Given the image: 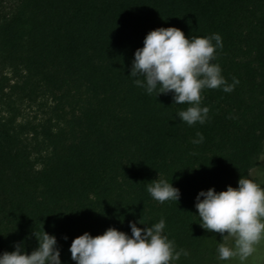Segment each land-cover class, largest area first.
Here are the masks:
<instances>
[{
    "label": "trees",
    "instance_id": "obj_1",
    "mask_svg": "<svg viewBox=\"0 0 264 264\" xmlns=\"http://www.w3.org/2000/svg\"><path fill=\"white\" fill-rule=\"evenodd\" d=\"M160 26L221 36L213 62L238 83L201 90L203 124L128 75ZM263 145L264 0H0V252H30L44 230L75 264L68 248L84 231L130 234L129 221L163 217L169 264H214L221 234L201 228L196 193L250 177ZM158 173L178 201L148 194Z\"/></svg>",
    "mask_w": 264,
    "mask_h": 264
},
{
    "label": "clouds",
    "instance_id": "obj_2",
    "mask_svg": "<svg viewBox=\"0 0 264 264\" xmlns=\"http://www.w3.org/2000/svg\"><path fill=\"white\" fill-rule=\"evenodd\" d=\"M221 46L218 33L185 36L176 26L156 27L135 49L128 75L136 77L133 83L147 94L170 92L172 104L186 103L185 109L175 113L181 121L203 124L208 108L200 105L201 90L221 88L230 92L238 83L235 77L231 84L227 83L219 64L213 62L214 49ZM203 140L197 131L191 143ZM145 188L158 202L178 201L180 196L179 189L159 173ZM194 207L201 228L221 234L216 247L218 260L237 258L244 264L264 239V186L253 178L240 176L235 187L229 184L219 191L214 186L201 189L196 193ZM128 223L130 234L109 226L96 235L84 231L75 236L68 248L71 260L75 264H169L177 258L172 241L163 234V217L150 226L140 219ZM33 235L37 240L35 248L27 252L22 243H14L12 251L0 252V264H62L55 234L35 230Z\"/></svg>",
    "mask_w": 264,
    "mask_h": 264
},
{
    "label": "rangeland",
    "instance_id": "obj_3",
    "mask_svg": "<svg viewBox=\"0 0 264 264\" xmlns=\"http://www.w3.org/2000/svg\"><path fill=\"white\" fill-rule=\"evenodd\" d=\"M250 178H253L264 186V145L263 150L257 160L255 166L250 170ZM228 244L231 245V238H228ZM214 264H240L237 258H230L228 260H216ZM244 264H264V239H262L256 246L254 253L249 256Z\"/></svg>",
    "mask_w": 264,
    "mask_h": 264
}]
</instances>
